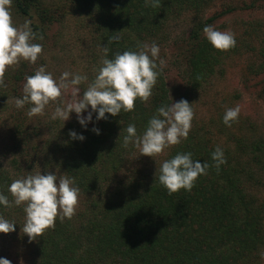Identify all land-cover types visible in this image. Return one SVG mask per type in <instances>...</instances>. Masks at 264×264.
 Wrapping results in <instances>:
<instances>
[{
  "label": "trees",
  "instance_id": "obj_1",
  "mask_svg": "<svg viewBox=\"0 0 264 264\" xmlns=\"http://www.w3.org/2000/svg\"><path fill=\"white\" fill-rule=\"evenodd\" d=\"M216 1L224 10L209 14ZM232 1L159 0V6L152 7L145 0H66L62 4L12 0L13 23L19 26L30 20L37 35L34 43L42 44L43 51L35 64L21 60L8 68L0 85V114L8 116L5 158L0 156V193L11 202L9 185L36 172L74 178L80 189L70 219L61 220L58 215L54 226L37 240L30 242L26 237L34 248L35 264H262L264 200L253 195L242 178L246 176L258 188L264 186V140H249L237 132L230 135L227 145H221L210 131L195 130L165 158L191 152L193 160L208 163L206 174L198 177L191 191L181 189L169 195L158 180L160 165L140 172L126 186L112 185L129 157L137 153L134 143L124 146L123 129L135 124L137 135H142L157 109L172 103L158 61L159 76L147 101L137 100L133 111L116 117L109 114L107 120L97 121L93 114L87 130L78 119L61 126L62 120L29 117L28 105L23 109L15 105V99L23 96L26 77L45 66L44 55L53 41L51 31L71 8L93 16L97 40L109 49L107 58L117 52L137 51L141 42L164 40L170 22L191 15L192 28L183 51L188 98L218 73L231 50L238 51L236 46L216 50L203 34L205 25L215 27L218 19L236 8ZM113 36L119 39L114 41ZM104 58L105 52L100 67ZM263 74L264 63L250 66V76ZM223 116L222 132H226ZM94 127L100 129V135L92 131ZM70 131L86 139L72 140ZM217 146L227 161L219 169L211 157ZM24 214L23 206L0 205V216L14 222L16 228L24 225Z\"/></svg>",
  "mask_w": 264,
  "mask_h": 264
},
{
  "label": "clouds",
  "instance_id": "obj_2",
  "mask_svg": "<svg viewBox=\"0 0 264 264\" xmlns=\"http://www.w3.org/2000/svg\"><path fill=\"white\" fill-rule=\"evenodd\" d=\"M12 0H0V85L6 70L21 60L35 64L43 51V45L34 43L36 33L31 28V21L25 20L22 25H15L11 15ZM145 5L159 6V0H145ZM203 34L214 49L227 51L236 46L235 34L217 30L213 25H205ZM43 39V37H39ZM114 41L118 36H113ZM137 51L117 52L113 58H107L109 49L104 48L105 58L102 66L91 83L81 94L80 85L88 81L87 75L64 72L57 81L45 66H40L34 75L26 77L23 85V96L15 99L18 109L29 106L27 115L34 117L44 113L50 104H56L52 119L68 121L75 113L79 124L87 130L89 123L96 120H107L108 115L119 116L121 112H131L137 100L147 101L156 85L159 76L157 60L160 48L157 44L138 43ZM164 61L160 60V65ZM71 93L69 100L61 97ZM91 109V110H89ZM87 112V116L84 113ZM240 108H228L223 116V123L231 127L239 117ZM194 118L192 104L186 99L160 106L156 114L148 121L142 135H137L135 124L123 129V144L127 147L134 143L142 156L155 157L170 146L186 140ZM92 131L100 135V129ZM72 140L83 142L86 137L76 131H70ZM120 139V137H119ZM217 169L227 161L224 151L219 146L211 154ZM208 163L193 160L192 153H178L160 164L159 183L169 195L181 189L191 191L199 176L206 174ZM156 172V177H157ZM12 195L0 193V205L23 206L26 214L23 233L29 241H35L46 229L54 226L59 218H71L78 204L80 189L74 178L58 177L53 172H36L15 179L8 187ZM16 231V224L0 216V233ZM0 264H11L6 258H0Z\"/></svg>",
  "mask_w": 264,
  "mask_h": 264
},
{
  "label": "rangeland",
  "instance_id": "obj_3",
  "mask_svg": "<svg viewBox=\"0 0 264 264\" xmlns=\"http://www.w3.org/2000/svg\"><path fill=\"white\" fill-rule=\"evenodd\" d=\"M46 1L50 4H62L66 0ZM232 2L236 8L218 19L215 28L234 33L238 51L231 50L218 68V73L199 92L189 95L188 98L185 96L187 87L184 80L183 51L192 28V16H183L181 19L170 22L164 40L147 41V44L155 43L160 48L157 61L159 65L160 60L164 61L160 67L166 76L172 103L186 99L192 104L194 118L189 134L203 128L204 132L210 131L213 139L221 145H227L229 138L232 139L230 135L237 132L249 140H264V74L258 77L250 76V66L264 63V57L261 56L264 52V0H234ZM253 4L254 6L250 8L249 5ZM243 5H248V7L244 8ZM209 9V14L220 13L224 10L221 4H217V1L213 8ZM70 10L71 12L66 15L65 19L56 24L51 31L53 41L44 55L45 67L46 71L50 72L57 81L64 72L87 75L88 81L79 86L82 94L88 83H91L98 73L104 48L101 41L97 40L99 38L97 22L93 16L89 13L82 14L75 8ZM70 98V92L61 97L63 100ZM237 106L240 108V113L236 125L226 127V132H222L221 115L225 114L226 109ZM55 107L56 104H50L40 117L49 120L52 118ZM75 119L77 116L72 113L71 118L66 122L62 121L61 126ZM7 121V114L5 112L0 114L1 157L5 155L4 146L8 136ZM230 144L235 145L233 142ZM175 146L166 148L163 153L153 158L142 156L137 148V153L129 157V163L122 167L115 178L116 183L112 185L117 188L126 186L136 179L140 172L153 170L165 160ZM261 175L264 177V173ZM242 179L248 183V188L253 195L264 200V186L260 188L254 186L257 183L247 180L246 176ZM261 183L264 184V178L261 179ZM25 216L26 214L23 215ZM24 221L25 219L22 223ZM21 225L22 227L16 228L15 232L2 233L1 258L8 259L11 264H35L37 258L33 257L34 248L31 243L27 242V236L22 231L24 225Z\"/></svg>",
  "mask_w": 264,
  "mask_h": 264
}]
</instances>
